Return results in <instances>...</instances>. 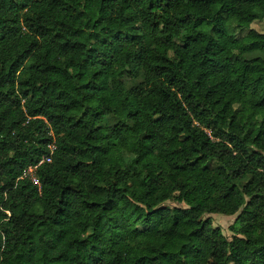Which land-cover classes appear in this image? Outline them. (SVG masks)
<instances>
[{
    "label": "trees",
    "instance_id": "trees-1",
    "mask_svg": "<svg viewBox=\"0 0 264 264\" xmlns=\"http://www.w3.org/2000/svg\"><path fill=\"white\" fill-rule=\"evenodd\" d=\"M263 18L264 0H0V264H264ZM52 143L39 185L22 177ZM212 213L236 214L230 238Z\"/></svg>",
    "mask_w": 264,
    "mask_h": 264
},
{
    "label": "rangeland",
    "instance_id": "rangeland-1",
    "mask_svg": "<svg viewBox=\"0 0 264 264\" xmlns=\"http://www.w3.org/2000/svg\"><path fill=\"white\" fill-rule=\"evenodd\" d=\"M249 28H252L258 32H264V18L262 20H255L253 21ZM235 34H237V36H241L243 34H245L247 32L248 29L244 28V29H240L238 27H235L233 28ZM249 40H246V39H243L237 43H234V44H227L229 47L231 48H237L239 46V44H245V43H248L249 44ZM164 204L166 205H173L175 204L174 202L172 201H166ZM206 216H210L212 218V223L213 225L215 226H218L221 228L223 234L230 238L231 235H232V231L230 230V225L231 223L233 222L236 214H233V215H224V214H220V213H212V214H208ZM177 241L174 240L173 243H169V244H166L163 246V249L164 250H169V251H174V250H177L178 247L181 245L182 241L183 240H179V239H176Z\"/></svg>",
    "mask_w": 264,
    "mask_h": 264
},
{
    "label": "built area",
    "instance_id": "built-area-1",
    "mask_svg": "<svg viewBox=\"0 0 264 264\" xmlns=\"http://www.w3.org/2000/svg\"><path fill=\"white\" fill-rule=\"evenodd\" d=\"M48 147H49V153L47 155L42 156L36 163L28 165L23 170L22 177H25L31 180V182L39 185V181L36 175V170L38 166H40L42 163L51 161V155L53 153V150L55 149V145L52 143Z\"/></svg>",
    "mask_w": 264,
    "mask_h": 264
}]
</instances>
